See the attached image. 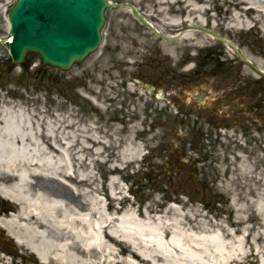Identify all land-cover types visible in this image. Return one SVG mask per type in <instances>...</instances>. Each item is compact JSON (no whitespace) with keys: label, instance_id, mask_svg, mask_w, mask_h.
<instances>
[{"label":"rangeland","instance_id":"374dc122","mask_svg":"<svg viewBox=\"0 0 264 264\" xmlns=\"http://www.w3.org/2000/svg\"><path fill=\"white\" fill-rule=\"evenodd\" d=\"M126 1L162 32L169 34L188 24L180 23L188 10L181 2ZM13 2L0 0V36L9 33L3 10H8ZM197 2L203 6V18L199 20L200 13L191 9V23L224 34L264 69V27L258 23L259 18L251 17L252 13L241 12L247 4L240 0ZM234 11L251 20L250 29L228 26ZM106 16L100 49L69 70L41 64L36 52L27 54L24 65H17L11 62L7 44L0 43V135L6 129L3 114L20 120L13 142L26 146L22 149L24 154H30L29 147L36 146L37 140L51 148L53 143L63 145V153L55 155L57 161L61 156L65 160V182L42 173L30 174V192L40 190L47 197H61L74 208L84 210V192L91 194L96 185L105 195L109 210L117 214L127 204L142 213L148 208L152 215L170 205L182 206L186 211L195 208L199 222L207 221L210 228L221 222L230 230H240L234 239H247L242 250L259 255L251 256L248 262L245 258V264H258L260 257L264 260V130L254 129L248 136L235 133L237 140L231 141L221 138L224 134L217 127L205 132L203 125L202 130L191 132L189 116H184L189 109L185 97L176 91L175 101L182 114L177 113L165 99L149 96L143 86L151 82L160 87L150 73L166 67L163 62L153 67V52L167 56L168 66L174 65L172 61L184 49L199 53L206 49L199 48L215 46L212 50L224 57H232V53L222 43L193 29L188 37L163 39L142 25L126 7H110ZM259 17L262 23L264 16ZM131 77L140 78L139 84ZM171 89H166V93ZM23 115L29 119L27 126L19 119ZM260 117L264 124V114ZM217 119L215 122L223 120ZM9 138L6 141L12 142L13 137ZM132 146L134 155L129 157ZM122 159L128 162H121ZM4 170L0 166L1 190L9 181ZM79 172L91 173L94 179L88 182L77 177ZM111 175L123 186L124 197L113 199L107 194ZM0 200L3 206L13 207L0 214L3 218L16 215V202L4 200L1 195ZM238 217L243 218L238 221ZM29 221L37 223L32 217ZM4 232L0 226V263L33 258L24 244L15 243Z\"/></svg>","mask_w":264,"mask_h":264},{"label":"bare ground","instance_id":"6f19581e","mask_svg":"<svg viewBox=\"0 0 264 264\" xmlns=\"http://www.w3.org/2000/svg\"><path fill=\"white\" fill-rule=\"evenodd\" d=\"M164 1V0H162ZM181 2L187 7L185 17L180 23H191L194 9L200 13L202 4L197 0H171ZM245 2L241 12L252 13L254 18L264 16V0H240ZM228 26L238 29H250L251 20L243 18L239 11L232 13ZM199 20L203 15H197ZM174 22H179L175 20ZM204 23V22H202ZM205 24V23H204ZM183 37L190 36L189 31ZM4 127L0 135V166L5 169L2 173L9 178L0 195L8 197L17 204L16 215L7 220L0 216V226L11 233L17 242L24 244L39 256L43 263L53 264H245L248 258L258 255L255 251L242 250L247 239H234L240 230H230L225 224L219 223L210 228L207 221L199 222L198 209L170 205L161 213L150 214L149 209L139 212L135 207L127 204L118 214L112 213L106 203L105 195L94 185L91 194L84 192L86 209L74 208L66 199L46 196L40 190L36 192L28 188V175L42 173L65 182V160L55 153H63L60 144H52V148L45 143L35 141L36 146L29 147L30 154H24L21 142H13L21 122L1 115ZM29 121L26 115L19 118ZM13 137L12 142L6 141ZM10 139V138H9ZM19 139V138H18ZM4 143V147L3 146ZM21 145V146H20ZM39 147L41 151L37 152ZM132 146L129 157L134 155ZM23 149V150H22ZM34 149V150H32ZM58 162L61 164L58 165ZM121 162H128L121 160ZM61 167V168H60ZM116 169V167L114 168ZM63 170V171H62ZM70 167L66 174H69ZM77 177L94 179L92 174H82ZM106 192L111 198L124 197L123 186L119 185L114 175L107 181ZM5 188V190H4ZM118 188V189H117ZM32 217L37 223L31 224ZM243 217H238L241 221ZM52 226L50 228L49 224ZM18 230H15L17 229ZM19 229L22 232H19ZM35 235V236H34ZM259 256V255H258ZM211 257V259H209ZM243 258V259H242ZM246 258V259H245ZM245 259V260H244ZM251 263V262H250ZM0 264H24L4 260ZM258 264H264L260 257Z\"/></svg>","mask_w":264,"mask_h":264},{"label":"water","instance_id":"95a60500","mask_svg":"<svg viewBox=\"0 0 264 264\" xmlns=\"http://www.w3.org/2000/svg\"><path fill=\"white\" fill-rule=\"evenodd\" d=\"M114 4L123 5L108 0H15L8 12L12 62L21 64L29 51L39 53L43 64L62 70L82 62L97 49L105 19L104 9ZM131 7L133 14L157 35L172 38L184 31L180 30L178 35L163 34ZM196 28L213 33L236 48L223 36L204 27ZM5 40V37L0 38V41Z\"/></svg>","mask_w":264,"mask_h":264},{"label":"flooded vegetation","instance_id":"af4514ba","mask_svg":"<svg viewBox=\"0 0 264 264\" xmlns=\"http://www.w3.org/2000/svg\"><path fill=\"white\" fill-rule=\"evenodd\" d=\"M153 53V67L160 62L166 67L161 68L159 72L150 73V76L156 78L154 82H159L164 92L173 88L168 93L170 101L175 102L176 91L188 99L189 109L186 113L189 115L190 124L191 116L200 118L214 112L219 117L226 118L221 125L228 126L227 130L240 127L248 131L254 126L259 127L257 114L258 110L264 113V83L257 89L256 82L260 81L252 80L246 71L244 73L240 70L235 59L230 60L228 56L224 57L215 50L194 53L195 55L193 52L184 51V56L174 62L172 67L167 66V56ZM176 111L179 112L180 108ZM243 116L249 117L251 123H240ZM261 126L264 129V126Z\"/></svg>","mask_w":264,"mask_h":264}]
</instances>
